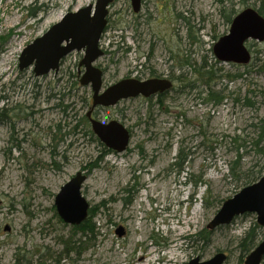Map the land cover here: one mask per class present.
Returning a JSON list of instances; mask_svg holds the SVG:
<instances>
[{
	"label": "rangeland",
	"instance_id": "1",
	"mask_svg": "<svg viewBox=\"0 0 264 264\" xmlns=\"http://www.w3.org/2000/svg\"><path fill=\"white\" fill-rule=\"evenodd\" d=\"M95 1L0 0V109L7 113L0 121V264H187L219 251L227 255L223 264H238L239 238L256 222L255 214L210 230L208 243L188 237L206 228L224 200L264 175V141H253V125L264 114V72L252 68L245 74L246 65L218 62L220 73L241 72V78H220L211 87L189 73L183 79L198 87L170 94L161 105L154 96L98 108L99 120H119L131 131L127 150L106 154L83 118L91 87L68 74L83 52L65 56L55 75L35 77L28 68L21 76L17 66L28 43L65 13ZM258 3L146 0L136 16L128 0H114L100 39L104 54L96 60L103 84L134 69L162 75L168 59L178 55L192 58L194 68L206 60L202 56L212 63V45L230 26L228 14ZM246 45L255 57L264 40ZM208 88L222 90L224 104L203 100ZM246 98L253 104L244 105ZM95 160L96 167L83 169ZM81 170L87 173L81 192L96 209L94 232L84 237L53 209L60 186ZM125 196L130 203L122 201ZM119 227L122 235L115 233Z\"/></svg>",
	"mask_w": 264,
	"mask_h": 264
},
{
	"label": "water",
	"instance_id": "2",
	"mask_svg": "<svg viewBox=\"0 0 264 264\" xmlns=\"http://www.w3.org/2000/svg\"><path fill=\"white\" fill-rule=\"evenodd\" d=\"M114 0H96L74 12L65 13L56 23L46 29L28 43L19 53V70L31 68L35 76H44L53 71L56 73L60 61L71 52H83L79 67H83L79 83L91 87V104L85 113L94 135L106 148L121 153L128 148L131 139L130 132L124 123L111 119L102 121L92 116L95 107H110L121 99L137 96L152 97L163 93L172 86L165 78L152 77L138 81L137 79L121 78L103 88V73L95 65L96 60L103 55L100 39L107 25L106 16L109 5ZM141 0H130L134 12L140 9ZM247 40H264V17L252 7L238 12L230 23L228 32L213 44V54L220 62L247 64L251 59L245 43ZM87 178L84 171H78L63 185L54 197L57 215L69 225H80L88 218L90 203L81 192L82 184ZM221 208L213 215L206 225L207 229L230 224L235 216L252 213L256 222L264 227V175L254 183L244 186L232 198L223 201ZM4 230H8L4 227ZM115 233L123 234L119 227ZM227 255L221 251L206 260L193 257L187 264H223ZM264 260V235L256 246L246 255L243 264H262Z\"/></svg>",
	"mask_w": 264,
	"mask_h": 264
},
{
	"label": "trees",
	"instance_id": "3",
	"mask_svg": "<svg viewBox=\"0 0 264 264\" xmlns=\"http://www.w3.org/2000/svg\"><path fill=\"white\" fill-rule=\"evenodd\" d=\"M259 3L258 5H256V7H252L254 8L257 12H259L263 17H264V0H257ZM219 2H223V0H219ZM25 8H27V6H25ZM32 9V7H31ZM30 9V11H31ZM229 13V12H228ZM232 13V14H231ZM231 13L228 14L226 21L230 22L231 19L233 18V16H235V11H231ZM139 13L136 15L138 16ZM181 18V17H179ZM108 19V16H107ZM108 22L109 19L107 21V25L105 27V31H107V27H108ZM105 33V32H104ZM103 33V34H104ZM198 39H195V42ZM126 51L128 50L127 48L125 49ZM258 52H260L261 55H258ZM204 59L207 60L206 57L202 56ZM214 61L212 63H208V61H204L201 64L196 65V67L194 68L195 65H193V61L192 58H187V57H183V58H179L178 55V59H174V57H171L173 65L176 62V69H179V73L173 76V80L175 82L174 87H173V92L177 95L180 94H185L186 92H191L194 91L196 89V87H198L197 82L194 81V79L192 78H185V80L183 79L184 76L188 75L189 73L191 74V76H195V72L198 74V79L199 81H201V85H208L211 84V87L214 86V84L219 81L220 78L223 79H229L230 81H236L238 78H241L242 73L238 72V73H230V72H221V67H217V63L220 62L216 57H214ZM168 59V57H167ZM139 62L138 64L140 66H143V69H149V67H147V65L145 64V62L143 60L138 59ZM170 60V59H168ZM252 60V61H251ZM231 65H240V64H233L231 62H227ZM79 64V63H78ZM242 65V64H241ZM246 65V69H245V74H248L249 70H253L252 68H255L256 72H264V49L263 50H258L257 51V55L255 57L251 56L250 61L245 64ZM24 70V69H23ZM20 71V70H19ZM21 76L23 74V72L21 71ZM69 76L74 77L73 74H71L70 72L68 73ZM32 76H35L32 72ZM19 78L20 75L18 76ZM36 77V76H35ZM79 81V79H78ZM77 82H74V84H76ZM209 90H207V95L206 97L203 99L206 102H212L215 106L224 104V102L226 101L227 96H225V94H223L222 90H213L208 88ZM203 92H200L198 94H201ZM158 99L156 101V103H158V105H161L163 102L164 97H166L165 95H158L157 96ZM3 98H5V94L0 95V100H2ZM145 100H151L152 98H143ZM86 103L90 100H84ZM235 102H239V99H234ZM91 102V101H90ZM58 104V103H57ZM253 102L251 100H249L248 98L245 99V103L244 105H252ZM65 108H67V106H64V110ZM107 108V107H106ZM6 110L4 109H0V121L2 123H4V119L6 118ZM85 122L87 125H89L88 131L87 133L91 136V138L95 139L97 142L100 143V145H102V148L104 149V153L108 154V153H112L113 150L108 149L105 147V145L99 141V139L94 135L92 128H90V124L89 121L87 119V117H85V114L83 116ZM254 129L257 130V136L256 139H254V143L260 144L263 143L264 141V114L261 116L260 120L253 125ZM76 127V126H75ZM131 132V131H130ZM239 138H233L234 141H237ZM246 144L245 143H241L239 146V148L244 147ZM263 149H260V152H263ZM238 156L240 157V155L238 154ZM180 157V155L178 156ZM102 160V159H101ZM238 160L233 161L232 163H236L237 164ZM178 163V162H177ZM176 163V164H177ZM98 164L96 163V160L94 162H92L88 167H83V169H87L90 171V169H92L93 167H96ZM233 169V167H231ZM260 178V177H259ZM258 178V179H259ZM257 180V179H256ZM253 183V182H252ZM194 184H196V181H194ZM124 192L129 193L130 190L129 188H124L123 189ZM122 201H124V203H130L131 201L129 199H127V197H123ZM104 205V204H103ZM53 209L55 210V206H53ZM56 212V210H55ZM88 218L85 219L80 225H71L72 226V230H75L76 232L80 233L83 237L84 236H88V234L93 233L94 232V224H92V219L94 218V216L96 215V209L95 207H91L88 210ZM57 215V213H56ZM59 217V215H58ZM60 221L65 223L63 220H61V218L59 217ZM221 227V226H220ZM212 231V230H211ZM212 232H210V229L208 230L207 228H204V230H202L199 233H195L192 236H189V239H192V237H196V240H204L205 243L210 242V234ZM264 235V227L260 226L257 222L253 223L252 225L249 226V228L245 231V233L243 234V236L241 238H239L238 241V248L241 250V254L239 256V262L238 264H243L244 259L246 257V255L256 246V244L260 241V236L262 237ZM75 240L70 239L68 240V242L73 243ZM64 244H66V240H64ZM66 248H68L67 245H65ZM17 260V258H16ZM19 260H17L18 262ZM15 264H19L15 263ZM264 264V260L263 263Z\"/></svg>",
	"mask_w": 264,
	"mask_h": 264
},
{
	"label": "flooded vegetation",
	"instance_id": "4",
	"mask_svg": "<svg viewBox=\"0 0 264 264\" xmlns=\"http://www.w3.org/2000/svg\"><path fill=\"white\" fill-rule=\"evenodd\" d=\"M129 1V5H130V7H131V4H130V0H128ZM145 2H146V0H141V2H140V9L138 10V12L137 13H135L134 11V14H138L140 11H141V9H143L145 6ZM34 7H32V9H33ZM31 9V10H32ZM133 10V9H132ZM241 11V10H240ZM240 11H238V12H240ZM31 13H30V15H33L34 14V12L33 11H30ZM238 12H236L235 13V15L238 13ZM109 14V13H108ZM140 14V13H139ZM235 16H233V18H234ZM232 18V19H233ZM232 19H231V21H232ZM231 21L229 22V24L231 23ZM230 27V26H229ZM103 54H104V51H103ZM64 59V58H63ZM63 59L60 61V68H61V63L63 62ZM169 65H168V67H167V71H165L162 75H160V74H157L156 72H154V73H152V74H144V73H139V71H137L136 69H134V70H132V71H130V73H128V74H126L125 76H123V77H121V78H127V79H131V78H134V79H137L138 81H141V80H146V79H151L152 77H156V78H160V79H163V78H165V79H167V80H170L171 82H172V86H171V88L170 89H168V90H164L163 91V93H157V94H155V95H153L152 97H148V98H153L154 96H158V95H165L166 97H169V95L171 94L172 95V97L171 98H174V96L175 95H177V94H175L172 90H173V87H174V84H175V82H174V80H173V76L174 75H176L177 76V74L179 73V69H176L175 67H176V62H175V64L173 65V63H172V59L170 58V60H169ZM98 67V66H97ZM59 68V69H60ZM101 68V67H100ZM102 69V68H101ZM82 67H79V66H77V68H76V71L75 72H73L72 74L75 76V77H80V75H81V73H82ZM58 72V71H57ZM102 72H103V69H102ZM178 72V73H177ZM56 74V73H55ZM55 74H53V75H55ZM37 77V76H36ZM120 78V79H121ZM120 79H118V80H120ZM118 80H116V81H118ZM116 81H114V82H116ZM111 83H113V82H111ZM37 84V83H36ZM106 86V85H105ZM138 98H140V99H143V98H146V97H144V96H137ZM133 98H136V97H133ZM132 97L131 98H129V100H132L133 99ZM123 100H126V99H123ZM101 107V106H100ZM100 107H95L93 110H92V116H94V117H96L95 115H96V110L98 109V108H100ZM97 118V117H96ZM129 131H130V129H129Z\"/></svg>",
	"mask_w": 264,
	"mask_h": 264
}]
</instances>
